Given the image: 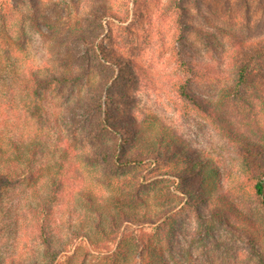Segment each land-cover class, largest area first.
<instances>
[{
  "label": "rangeland",
  "instance_id": "374dc122",
  "mask_svg": "<svg viewBox=\"0 0 264 264\" xmlns=\"http://www.w3.org/2000/svg\"><path fill=\"white\" fill-rule=\"evenodd\" d=\"M33 1L0 0V36L17 44L21 26L28 34L24 49L16 45L9 61L0 46V128L11 138L38 136L43 164L60 158L66 149L61 140L69 139L75 167L52 205L54 248L67 250L74 232L104 244L121 210L172 218L163 234L143 231L148 253L162 255L167 264H264V198L241 175L234 142L182 94L184 85L236 131L264 144V63L251 69L245 85H238L235 63L246 48L264 43V0ZM105 10L122 20L104 17ZM45 16L59 18L53 31L43 25ZM76 17L94 20V47L68 35L65 22ZM99 46L108 49L105 56L115 54L131 64L138 81L104 65L107 57ZM73 69L85 72L81 84L51 87L37 100L26 97L30 71ZM95 90L102 95V109L82 108V99L93 104ZM28 103L38 112L30 114ZM105 119L121 127L135 120L147 139L165 136L211 161L220 169L221 185L206 193L200 189L202 195L190 201L180 186L200 188L198 176L186 174L183 182L156 176L151 163L116 170L97 154L103 143L121 144L108 132L94 131ZM50 188L46 180L37 187L24 183L1 203L0 264H48L28 209L47 198ZM86 238L56 263L135 264L137 248H143L118 235L110 253L98 254Z\"/></svg>",
  "mask_w": 264,
  "mask_h": 264
},
{
  "label": "trees",
  "instance_id": "16d2710c",
  "mask_svg": "<svg viewBox=\"0 0 264 264\" xmlns=\"http://www.w3.org/2000/svg\"><path fill=\"white\" fill-rule=\"evenodd\" d=\"M32 5H34V7L36 6L35 3ZM95 15L93 11L91 16L96 18ZM104 15V17H109L114 21L118 19L122 20V18L120 19L113 12L110 14V12L106 10ZM76 18L75 21L68 20L65 22L68 35L71 39L84 45L85 48L94 47L95 44L90 38V33L95 25L94 20H90L89 18ZM44 19L45 22H43V25L48 28V30L53 31L59 18L53 21L51 17L45 16ZM33 24L36 25L37 28L40 26L39 21L35 18ZM3 35L5 37L0 36V46L6 57L5 59L9 61L15 51L16 45L24 49V42L28 38V34L25 27L21 26L17 44L12 43L11 37L7 34ZM21 39L23 40L22 42ZM98 49L104 57H107L105 56V52L108 50L107 48L99 46ZM110 57L111 58H105L108 64L106 60L103 59L104 65L109 66L122 77H127L133 83L138 81V76L131 64L123 63L120 57L115 54ZM68 63L69 61H67L66 65ZM235 63L237 64L238 85L247 84L251 69L253 67H259L264 63V43L246 48L243 53L236 58ZM81 71L79 72L75 69L70 71L55 70L41 75L39 71L36 72L32 70L29 72L26 84V97L37 100L42 97L44 91L51 87L61 88L77 86L82 83L85 75V72ZM182 90L185 100L188 102L190 101L194 107L209 117L219 128L221 134L234 142L241 175L246 177L253 184L256 193L264 198V144L246 138L236 131L233 124L228 123L223 116L215 111L210 103L204 98L197 96L195 92L188 90L184 85L182 86ZM94 94L95 99L93 104L89 103L86 99H82V108L92 109L93 107L96 111L102 109V95H98L96 90ZM27 107L30 110V114L38 112L37 105H34L33 108V105L28 103ZM101 122H103L105 126L98 130L94 128V131H98L99 135L108 132L114 136L115 139L117 137V140H119L121 144L115 142V144L111 146L103 143L97 150V154L98 157L104 162H108L116 170L125 171L128 169H135L141 167L145 163H151L157 169L156 176H167L182 180V182L186 174L198 176L200 179V188H186L185 186H180L181 191L186 192L185 195L190 201L194 200L198 195H202L200 189L206 193V190L215 189L217 186L221 185V172L215 164L209 160L192 156L189 150L186 151L183 147H180L181 145H178L177 142L172 143L168 141L165 136H158L154 140L147 139L145 136L146 133L136 126L135 120L133 121L130 119V121L126 122L122 127L118 122L113 123L108 120L106 121V119ZM86 131H90L89 127ZM72 133V135H74L75 132ZM67 142H69L68 138H63L61 140V144L66 145V149L61 152L60 158L52 163L43 164L40 163L39 157L43 154L44 143L39 140L38 136L31 138L30 141H28V139L11 138L7 135L5 136L3 130L0 128V207L9 193L24 183L29 182L35 187L43 180L50 183L51 188L48 192V197L38 200L36 206L32 205L28 209L31 221L35 224L38 238L43 246L46 255L45 259L48 264H57L56 262L59 257L64 256L65 252L71 251L74 244L82 240L83 237L86 238L82 236L80 232H74L73 237L70 238L67 250H57L54 248V240L51 236L50 214L53 210L52 205L60 195L62 188L67 184L69 175L75 167L70 158L72 155V148L69 147L70 145H67ZM89 200L93 205V197L89 198ZM117 217L118 218L113 217L110 222L111 233L107 236V240L104 244H98L93 242L90 238H86L87 243L89 246L93 247L92 249H94L95 252L98 254L110 253V250L113 249L111 247L115 245L117 236L120 235V241L133 238L137 245L143 247L137 248L140 250L139 260L135 264H167L166 260L162 258V255L155 256L154 252L148 253L150 248H145V240L143 239L145 233H143V231L150 228L155 234H163L166 230V226L172 224V218L170 216H166L165 220H163L162 215L155 218L138 217L133 212L120 210V212L117 213ZM97 230L101 231L103 229L98 226ZM100 233L105 235L104 230ZM118 249L123 251L122 248Z\"/></svg>",
  "mask_w": 264,
  "mask_h": 264
}]
</instances>
